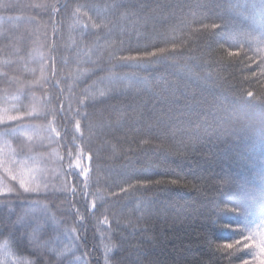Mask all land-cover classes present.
<instances>
[{"label":"trees","instance_id":"trees-1","mask_svg":"<svg viewBox=\"0 0 264 264\" xmlns=\"http://www.w3.org/2000/svg\"><path fill=\"white\" fill-rule=\"evenodd\" d=\"M109 2L111 0H0V5L16 6L0 7V22H3L0 23V74L8 73V80L0 75V112L7 110L15 114L18 109L35 108L40 116L26 123L46 128L53 119L52 111L62 102L66 116L61 119L57 115L55 126L62 136L68 133L60 144L45 138L42 142L36 140L31 152L24 149L23 159L28 166L45 170L48 188L45 190L41 183L38 196L23 193L21 189L23 194H12L9 207L23 212L25 205L37 199L48 206L51 223L58 231L52 235L54 242L48 245V254L42 256L43 264H56L58 257L52 250L63 247L58 241L67 243L60 234L68 229H75L80 237L78 246H73L75 264H105L106 255L108 264H120L137 246L146 250V258H140L142 264H239L237 257L244 255L243 251L231 257L217 251V244L224 242L218 240H228L235 235L223 225L247 222L255 229L262 216L257 212L246 220L236 213L219 212L215 205L220 195L217 189L223 186L221 177L238 183L255 179L245 169V164L250 167L249 158L260 151L264 116L246 102L252 99L247 96L248 91H252L257 100L264 99V76L257 67L260 55H264V40L256 22L260 17L251 8L232 12L235 19L230 25L229 44L231 50H239L240 55L229 57L227 46L220 48L212 43L209 47L208 35L195 31L199 23L194 21L210 23L216 19L215 16L205 19L207 13L198 7L205 0H149L153 5L145 14L149 18L130 21L131 35L125 39L130 38L133 43L137 39L142 44L160 43V46H164L162 41L165 40L180 42L177 53L170 56L158 74L172 85L171 90L179 100L173 108L187 104L192 111H173L171 118L163 117L160 124L153 121L151 126H141L133 124L124 113L103 112L104 106H101L87 122L82 121L85 140L81 145L79 139L72 140L79 135L75 133V119L79 117L74 113L78 109L92 113L93 109H83L77 101L85 94L98 100L100 92L111 86L107 79L104 83L98 82L99 77H108V72L89 78L96 66L87 63L84 57L77 58V43L81 42L83 26L90 21L84 15L88 7L80 8L78 13L75 9L80 5L101 6ZM253 2L258 4L259 0H231L232 4ZM53 3L68 4L69 11L50 21L42 5ZM157 5L163 7L157 8ZM180 5L184 7H178ZM222 12L228 16V10ZM8 17L20 19L7 23ZM29 17L39 23L26 24ZM53 24L61 37L58 50L51 53L55 58V78L49 74L51 65L46 58L50 52L44 38L46 32L47 43L52 41ZM4 29L25 37V43L20 45L22 59L11 68L5 61L18 58L5 50ZM95 41L96 36L89 35L80 46L91 47ZM100 42L104 43L103 39ZM241 44L244 45L242 50L239 49ZM41 57L45 58L43 63ZM251 57H255L254 62ZM41 67H45V77L34 85L31 82L40 77ZM56 81L60 82L59 87L53 86ZM53 96L60 100L54 101ZM45 100L48 106L43 111ZM116 103L108 101V104ZM43 135L46 137L47 133ZM76 145L84 149L81 164L90 169L89 187L85 191L95 192L99 188L108 196V203L98 211L89 210L92 197L84 199L80 194L84 178H76L79 176L75 167ZM70 149L73 151L71 171L75 175L68 176L67 183L79 185L76 196L63 190ZM20 150L19 139L0 137V158ZM89 155L91 160L87 159ZM139 172L162 183L135 185L133 181L132 188L112 183L117 173ZM0 175H3L2 169ZM25 175H29L27 170ZM35 175L40 182V173ZM172 179H177L178 183L172 184ZM9 183L19 187L15 181L8 180L0 187ZM108 185L112 186L108 188ZM109 192L116 195H108ZM2 209L3 197H0ZM77 209L83 220L78 218ZM125 238L123 247L129 251H121V241ZM40 259L31 248L25 249L23 245L18 248L0 238V264H31Z\"/></svg>","mask_w":264,"mask_h":264},{"label":"snow or ice","instance_id":"snow-or-ice-1","mask_svg":"<svg viewBox=\"0 0 264 264\" xmlns=\"http://www.w3.org/2000/svg\"><path fill=\"white\" fill-rule=\"evenodd\" d=\"M42 6L46 9L50 21L61 14H67L69 11L68 4L53 3ZM0 7L14 8L16 6L0 5ZM82 7L89 8V11L85 12L84 15L87 16L90 24L86 23L83 26L84 31L81 42L77 43V58L84 57L87 63L96 66L95 70L90 73L89 78L91 76H98L101 72H108L110 75L108 77H99L98 82L104 83V80L107 79L111 87L107 91H101L98 100L85 94L83 99L77 101L81 108L93 109V112H81L79 109L75 111L74 116L79 117V119H75V133L79 135L73 136L72 140L79 139L81 145L84 144L85 137L82 131V121L87 122L89 117L95 114V111L100 109L101 106H104L103 112H108L109 114L124 113L128 120H132L133 124L141 126H151L153 121L160 124L163 117L169 116L171 118L170 114L173 111L181 113L192 111L187 104L182 108H173L174 105L179 104V100L175 98V93L171 90L172 85L166 81L164 76L158 74L160 68L167 65L170 56L177 53L180 42L177 40H165L162 41L164 46H160V43L142 44L139 39L133 43L130 38L125 39V37H130L131 35L129 32L130 21L146 20L149 18L145 15L153 7L149 0H137V2H133V0H111V2L101 6L80 5L75 9V12L78 13ZM161 7L163 6L157 5V8ZM178 7L182 8L184 6L180 5ZM198 7L207 13L205 19H211L212 16L216 18L211 20L210 23H204L203 20L193 22L199 23V28L195 30L197 33L208 35L210 40L209 47H211L212 43L217 44L220 48L227 46L229 49L227 55L229 57L240 55V51H232V45L229 44L230 25L235 19L232 12L240 8L245 10L251 8L256 11V14L260 17L256 22L258 23L261 39L264 40V0H259L258 4L255 2L251 4H232L231 0H205V3L198 5ZM222 10H228L227 17L223 14ZM90 13H94L95 15ZM19 19V17H8L7 23H13ZM253 19L255 20V17ZM217 20L219 22H216ZM25 23L37 25L39 22L35 18L29 17L26 18ZM4 31L6 33V52L18 58L16 61H5L8 67L11 68L13 63H19L20 59H22L20 45L25 43V37L19 36L8 29H4ZM89 35L96 36L95 43L91 47L87 45L81 47L80 44ZM44 38L50 52V55L46 58L47 62L51 65L49 74L51 78H55V58L51 53H55L58 50L59 39L61 38L55 24H53L52 41L47 43L46 32L44 33ZM101 39H103L104 43L100 42ZM169 44L171 45L170 47L168 46ZM243 48L244 45L241 44L239 49L242 50ZM250 59L253 62L255 61V57H251ZM44 61L45 58L41 57V62L43 63ZM257 67L260 69L261 75L264 76V55H260V62ZM39 71L40 77L31 82L34 85L40 84L41 79L45 77V67H41ZM0 75L5 80H8L7 72ZM255 75L253 73V76ZM48 82V80H45V83ZM59 83V81H56L53 86L59 87ZM62 91L63 89H61ZM247 96L252 98L246 102L248 107L259 109L262 116H264V99L257 100L252 91H248ZM52 99L54 101L60 100L58 96H53ZM108 101H116L118 103L108 104ZM47 106L48 101L45 100L42 110L46 111ZM40 114L35 108L31 111L18 109L15 114L7 110L0 112V137L19 139L21 149L11 156L0 158V169L3 170V175H0V184L8 180L10 182L15 181L19 185V187H16L9 183L5 187H0V197H3V209L0 210V238L5 239L6 243H13L18 248L23 245L25 249L31 248L34 250V254L37 257H41V259L39 261H32L31 264H43L42 256L48 254V245L54 242L52 235L58 230L51 223L48 206L40 200L37 199L25 205L23 212L10 208L9 200L14 193L17 195L34 193L38 196L41 190V183H43L45 190L48 188L46 177L44 176L45 170L29 167L27 160L23 159L25 155L24 149L31 152L35 141L39 140L42 142L45 138L49 141L55 140L57 144H60L68 135L65 132L62 136L55 126L57 115L61 119H64L66 116L62 102L59 108L52 111L51 115L53 119L48 123L46 128L26 123V121L38 118ZM125 123L127 124V120ZM128 126L131 127L132 125ZM91 127L92 125L89 124V130H91ZM45 132L47 133L46 137L43 135ZM260 135L262 144L259 153L249 158L250 167L248 164H245V169L255 179H246L243 183H238L234 179L221 177L223 186L217 189L220 195L215 207L219 212L236 213L246 220L257 212L262 216L260 223L256 225L255 229L247 222L235 225H223V227L230 228L235 235L228 240H218L224 242L217 244V251L229 257L243 251L244 255L237 257L239 264H264V121H262ZM75 154V167L79 170V176L76 178H84L81 182L83 187L80 189V194L84 199H87L89 196L92 197L89 210L98 211L108 203V196L101 192L99 188L95 192L85 191L89 187L90 169L81 164V161L85 158L83 147L76 145ZM72 155L73 151L70 149L68 151L69 163L65 170L63 190L65 192L70 191L73 196H76L79 185L67 183V177L75 175L71 171L73 167L71 163ZM87 159L91 160L92 156L89 155ZM41 160H43V157H41ZM25 170L28 171L29 175H25ZM37 172L40 173V182H37L35 175ZM133 181L135 185L162 183L161 180L153 181L145 177L143 172L117 173V178L113 179L112 183L116 184V186H119L121 183L127 184L128 188H132L134 187ZM170 182L177 184L178 180L172 179ZM111 186L108 185L107 187L110 188ZM21 189L23 193L20 192ZM120 190L126 191L124 188ZM108 195L114 196L116 193L109 192ZM76 213L78 218L83 220V217H79L78 209ZM93 214H95L94 211ZM104 221L107 222V216L104 217ZM60 235L63 236L67 243L58 241L63 244V247L52 250V254L58 257L56 264H75V261L72 259L74 255L73 246H78L80 237L77 235L75 229H68ZM126 240L127 238L121 241V251H129L128 248L123 247ZM25 241H27L26 244L24 243ZM145 252V249L137 246L130 250L129 256L121 260L120 264H142L140 258H146ZM133 253L135 254V258H133ZM108 260L109 257L106 255L105 264H108Z\"/></svg>","mask_w":264,"mask_h":264}]
</instances>
